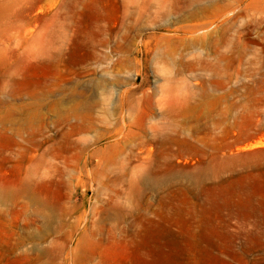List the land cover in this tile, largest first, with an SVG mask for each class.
Instances as JSON below:
<instances>
[{
	"label": "rangeland",
	"instance_id": "obj_1",
	"mask_svg": "<svg viewBox=\"0 0 264 264\" xmlns=\"http://www.w3.org/2000/svg\"><path fill=\"white\" fill-rule=\"evenodd\" d=\"M0 10V264H264V0Z\"/></svg>",
	"mask_w": 264,
	"mask_h": 264
},
{
	"label": "bare ground",
	"instance_id": "obj_2",
	"mask_svg": "<svg viewBox=\"0 0 264 264\" xmlns=\"http://www.w3.org/2000/svg\"><path fill=\"white\" fill-rule=\"evenodd\" d=\"M12 8H13V7H12ZM1 10H3V9H1ZM1 10H0V16H1V17H2V16L6 17V16H11V15H12V14L10 15L9 13L6 14L7 10H6V12H5L6 15L1 14L2 12L4 13V11L1 12ZM8 11H9V10H8ZM4 17H3V19H4ZM10 18H11V17H10ZM5 20H6V19H5ZM5 20H4V22H5ZM8 20H10V19H8ZM11 20H12V19H11ZM1 22H2V21H1ZM1 22H0V23H1ZM8 22H9V21H8Z\"/></svg>",
	"mask_w": 264,
	"mask_h": 264
}]
</instances>
